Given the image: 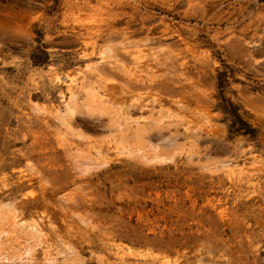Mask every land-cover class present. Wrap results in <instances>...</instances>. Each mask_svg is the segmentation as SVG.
I'll return each instance as SVG.
<instances>
[{"label": "rangeland", "instance_id": "rangeland-1", "mask_svg": "<svg viewBox=\"0 0 264 264\" xmlns=\"http://www.w3.org/2000/svg\"><path fill=\"white\" fill-rule=\"evenodd\" d=\"M0 264H264V0H0Z\"/></svg>", "mask_w": 264, "mask_h": 264}]
</instances>
